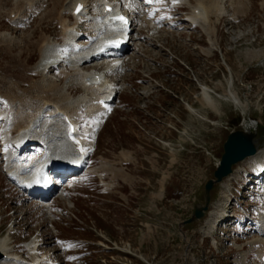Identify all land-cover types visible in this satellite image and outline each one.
Wrapping results in <instances>:
<instances>
[{"label":"rangeland","instance_id":"1","mask_svg":"<svg viewBox=\"0 0 264 264\" xmlns=\"http://www.w3.org/2000/svg\"><path fill=\"white\" fill-rule=\"evenodd\" d=\"M60 1L35 0L31 6L23 0H0V35L14 39L9 45L0 38V81L21 82L25 96L33 94L32 83L43 80L34 71L41 59L42 40L63 43L58 13L69 0ZM196 1L189 0L187 6L192 10ZM183 5L162 6L159 18L154 16L157 13L143 18L137 10L129 11L134 19L129 49L120 58L122 65L107 74L121 89L119 96L101 123L99 118L108 109L104 115H91L82 105L73 115L80 133L89 131L94 149L87 167L66 179L64 192L57 191L48 200L49 209L30 200L9 180L4 161L9 151L0 140V237L13 229L8 236L17 246L15 252L23 254L24 244L40 235L45 252L53 254L56 264H243L244 252L250 249L246 264L259 263L260 247L252 249L249 243L264 237L258 235L259 216L264 215V167L257 160L241 163L229 185H216L211 192L215 200L210 212L219 210L222 193L229 196L231 188L236 200L228 206V215L241 214L247 223L243 218L228 219L207 230L210 215L192 225L182 223L202 203L204 184L212 178L227 135L247 116L258 123L255 131L264 162V0H225L228 16L215 23L212 18V41L185 21L191 10ZM66 13L63 19L71 25L73 20ZM80 32L92 36L88 23ZM85 38L81 37V44ZM114 60L100 62L108 65ZM68 65L52 68L44 85L53 82L62 92L66 76L73 74ZM92 66L85 65L83 70L91 73ZM203 87L210 91L207 97L213 106L201 101ZM65 91L70 101L84 95L75 84ZM228 91L246 109L235 107L226 97ZM0 100L4 111L9 103L5 97ZM4 127L0 122V136ZM120 154L122 160L127 155L126 160L133 161L120 162ZM173 159L166 195L162 175ZM45 258L41 260H50Z\"/></svg>","mask_w":264,"mask_h":264},{"label":"bare ground","instance_id":"2","mask_svg":"<svg viewBox=\"0 0 264 264\" xmlns=\"http://www.w3.org/2000/svg\"><path fill=\"white\" fill-rule=\"evenodd\" d=\"M23 1L25 3L30 2L31 6L35 2V0ZM52 1L57 2L58 4L61 2L60 0ZM124 1L128 5H134L135 7L139 6L138 0ZM104 2L105 0H94L97 16L92 17L90 20L88 18L89 13H87L89 7L91 6L90 0H69L66 5L67 7L62 8V10L58 13L59 23L63 28L64 44L57 45L53 44L48 39L42 40V45L40 47L41 60L34 67V71L38 75L43 76V80L38 83H32V85H35L33 94L30 96L26 95V97L25 93L20 91L21 82H5L8 81L6 78L4 81H0V97H5L9 103L8 107L4 111H2L0 108V117H2L6 126V129L0 136V140L4 143V145L10 143L19 150L25 143L29 142L28 146L25 148V151L34 148V146H36L35 143H40L45 147L43 156L41 154L27 157L20 156L18 151H16L14 148L12 149L11 147L9 148V153L5 155L4 161L6 173L11 176H9L10 179H15L14 183L25 193H28V191L22 188L27 187L29 179L33 175L43 173L45 169L46 173L44 176H46V174L54 176L59 175L60 173L57 172V170H52L53 166H56L58 169V165L60 163L69 161V163H71L74 167H82V165L85 164L88 151L92 148V142L91 140H88V135H90V133H88V130L83 134L80 133L78 130V122L76 124L73 115L79 113L78 109L82 105L86 107L87 113L95 115L99 112L102 115L105 113V111H107V107L105 105L110 101V98L116 94L115 86L109 80H107L105 73L108 71V67L113 68L115 65H118V63L115 62L113 64L107 65L104 68V71L100 73H95L94 71L91 73H82L83 71H81L80 68L86 63L93 62H95V66H100L101 64H99L98 61L101 58L105 57L106 55L108 56L109 52H111V54H116L113 51L114 49H111V44L113 41H118L119 39L125 41L126 39V30L119 29L122 24L113 21L112 18L102 12V6L105 4ZM77 3H81L85 6L84 10L80 13L75 12ZM171 3L173 5L186 4V6L190 4L189 0H171ZM223 4V0H197L195 5L192 7L190 15L187 17L192 24L199 27V29L204 34L206 33L208 36L206 37L209 38L210 41H212L211 37L214 36L212 30H215V24L213 25V22H217L218 18H221L227 14V9ZM66 11L68 12L66 13L67 16L70 14L75 20L76 26H74L73 23L68 25L67 21H64L63 13ZM212 18L217 19L216 21L212 22ZM82 21L89 22V26L92 29L94 38L89 43L85 42L81 45L78 43L80 39L78 28L80 27L79 23ZM0 38H4L9 45L14 42V39L11 38L10 35H0ZM122 41L117 42L115 46H119ZM102 50H105L106 53H102ZM258 57L262 58V55L258 54ZM61 59L68 60L69 69L73 71V74L66 76L67 81L65 82L62 92L59 90V88L55 87L53 82H49L50 84L46 83L44 85V81H46L44 79H47L49 74V71H47L48 65H50L51 62H57ZM18 61H20L19 58ZM73 84L79 85L84 91V95L75 101H70L68 97L65 96L63 91H65L67 86H72ZM208 93L210 94V91L206 87L201 89V101L204 103V105L206 102H208L209 106H213L212 101L208 98L210 97ZM226 93L227 99L235 107L246 109L243 103H241V101L234 93H232V91H228ZM89 98H93L95 101H89ZM29 106H33V108H30L31 110H34V113H30L31 111ZM16 107L17 110L15 109ZM22 107L25 110H23ZM189 107L190 109L192 108L186 104L188 111ZM192 110L193 111L189 112H195L196 114L197 111L194 108H192ZM107 113L108 111L106 114ZM102 118V116L99 118V122ZM98 125L99 124H97V126ZM13 129L15 132L12 131ZM241 129L247 131L251 130V132L255 131V123H251L249 120L245 122L243 121ZM12 132L16 134L13 136ZM10 134L12 135L11 137ZM25 151H23L21 155H24L23 153H25ZM125 157V160L130 158V156L127 155ZM250 159L257 160L259 163L262 161L260 153ZM236 173L234 174V177H236ZM221 199L224 200L220 201L221 203L219 205L223 206V204L226 202V197L224 194L221 195ZM47 208L49 209V206ZM219 215L220 212L212 214V216ZM260 219V222H262L263 226H261L260 234L258 235L264 236V231H262L264 227V217H260ZM207 222L206 226L208 228H212L215 223L212 219ZM35 238L39 239L38 237ZM37 239L32 240L31 242H29V240V243L27 242L28 244H25L26 250L30 255L29 258H31L30 262H25V259L23 258V260L21 258L23 257L21 254V257H19L17 256L18 254H15L16 252H13L15 254L13 255L12 251H10L11 244L9 242V236L7 235L2 238L0 237V254L3 256L0 264H37L40 261L43 262V260L37 259L35 257V246L38 241ZM258 239L249 243L252 246L255 244L261 245L258 256L259 258L263 259L264 240L260 241ZM50 260H47V263L53 264L52 259Z\"/></svg>","mask_w":264,"mask_h":264},{"label":"water","instance_id":"3","mask_svg":"<svg viewBox=\"0 0 264 264\" xmlns=\"http://www.w3.org/2000/svg\"><path fill=\"white\" fill-rule=\"evenodd\" d=\"M258 134L255 131L237 129L231 131L223 144V153L218 166H216L212 179L204 185L203 204H196L192 217L184 224L194 223L202 219L208 210L211 200V190L216 184L233 173V166L243 162L245 159L257 155L259 149ZM1 258V255H0Z\"/></svg>","mask_w":264,"mask_h":264},{"label":"snow or ice","instance_id":"4","mask_svg":"<svg viewBox=\"0 0 264 264\" xmlns=\"http://www.w3.org/2000/svg\"><path fill=\"white\" fill-rule=\"evenodd\" d=\"M120 19L123 20V17H121Z\"/></svg>","mask_w":264,"mask_h":264}]
</instances>
